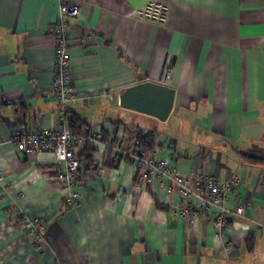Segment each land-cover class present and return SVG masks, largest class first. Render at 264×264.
Returning a JSON list of instances; mask_svg holds the SVG:
<instances>
[{
  "label": "crops",
  "instance_id": "obj_1",
  "mask_svg": "<svg viewBox=\"0 0 264 264\" xmlns=\"http://www.w3.org/2000/svg\"><path fill=\"white\" fill-rule=\"evenodd\" d=\"M150 1L0 0V264H264V0H152L165 8L157 13L145 10ZM62 2L80 6L69 27V117L91 134H121L126 148L135 130L154 131L159 157L185 176H237L225 236H215L216 209L188 223L161 177L137 191L131 162L105 167L103 142L88 154L94 165L82 157L73 207L54 156L18 150L21 125L58 129L52 38ZM144 81L176 90L167 121L120 105Z\"/></svg>",
  "mask_w": 264,
  "mask_h": 264
},
{
  "label": "built area",
  "instance_id": "obj_2",
  "mask_svg": "<svg viewBox=\"0 0 264 264\" xmlns=\"http://www.w3.org/2000/svg\"><path fill=\"white\" fill-rule=\"evenodd\" d=\"M80 13V6L74 3L62 2L60 16L54 27L53 45L56 51L55 77L53 89L59 104V125L55 132L40 131L31 132L21 125L14 136L13 141L22 153L47 152L54 156L60 165L55 179L65 193L66 203L76 205L79 195L74 191L77 178L82 167V158L77 149H84L88 143L103 142L108 149H113L116 161L131 160L136 169L135 187L140 191L145 181L161 177L165 181L166 192L169 197L172 194L178 196L180 205L178 210L188 223H195L200 216L217 210L214 225L219 231L215 234L220 238L226 235L229 229V210L225 204L228 194L238 185L237 176L221 180L211 174H197L192 171L185 176L169 157H159V146L145 152L140 148V142L136 138L132 147L126 148L121 134L115 139L104 140V134L100 131L92 137L76 136L70 127L69 103L75 97L73 74L69 62L71 40L69 36L70 19ZM157 13V12H156ZM153 16H158V14ZM152 16V14H150ZM170 74V73H169ZM63 169V171H61ZM0 171V180L3 179ZM245 207L239 204L236 212L243 215ZM31 234H41L42 227L37 223L27 222L23 225Z\"/></svg>",
  "mask_w": 264,
  "mask_h": 264
},
{
  "label": "water",
  "instance_id": "obj_3",
  "mask_svg": "<svg viewBox=\"0 0 264 264\" xmlns=\"http://www.w3.org/2000/svg\"><path fill=\"white\" fill-rule=\"evenodd\" d=\"M176 90L164 83L144 81L127 87L120 95L125 109L167 121L175 105Z\"/></svg>",
  "mask_w": 264,
  "mask_h": 264
},
{
  "label": "trees",
  "instance_id": "obj_4",
  "mask_svg": "<svg viewBox=\"0 0 264 264\" xmlns=\"http://www.w3.org/2000/svg\"><path fill=\"white\" fill-rule=\"evenodd\" d=\"M81 125L82 122L80 120V118L77 117H73L70 118V127L72 129V132L74 135L76 136H88V137H92L93 134H91L89 131H83V129H81ZM125 129H126V133H130L129 129L126 127V124L124 125ZM136 138L139 140L140 142V148L142 150H144L145 152H149L150 150H152V148L155 146V141H154V137H155V132L151 131L149 133L142 131V129H138L137 131L135 130L134 132H132ZM104 140L108 139V136L105 134L104 135ZM95 149L93 147L92 143H88L83 151L80 154V157L82 158L83 156H85V159L87 160L88 165H94V162L92 161V158L90 156H88L89 153L94 152ZM108 151V155L105 157L106 159L103 162V165H105V167H109V168H114V167H118L121 161H116L115 157H114V151L113 149H107ZM242 157L243 159H245V161L253 159V163H257L260 161V159H258V157L255 154L249 153V152H244L242 153ZM126 162H131L130 159H127ZM65 204L68 207H73L74 205H68L66 203V199H65ZM38 235V234H35Z\"/></svg>",
  "mask_w": 264,
  "mask_h": 264
},
{
  "label": "rangeland",
  "instance_id": "obj_5",
  "mask_svg": "<svg viewBox=\"0 0 264 264\" xmlns=\"http://www.w3.org/2000/svg\"><path fill=\"white\" fill-rule=\"evenodd\" d=\"M164 9H165L164 7L158 5L157 1H152V0L147 3L146 8H145V10H148V11L151 10L150 12H153V11L157 12L158 10H163V12H165ZM63 194L65 195V193Z\"/></svg>",
  "mask_w": 264,
  "mask_h": 264
}]
</instances>
